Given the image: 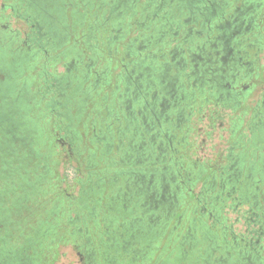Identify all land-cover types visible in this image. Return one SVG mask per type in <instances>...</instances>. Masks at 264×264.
I'll return each mask as SVG.
<instances>
[{"label": "flooded vegetation", "instance_id": "flooded-vegetation-1", "mask_svg": "<svg viewBox=\"0 0 264 264\" xmlns=\"http://www.w3.org/2000/svg\"><path fill=\"white\" fill-rule=\"evenodd\" d=\"M85 4L86 12L74 0H17L10 4L13 13L25 19L30 29L23 37L21 30L8 33L9 38L3 36L17 52L15 61L35 55L38 50L33 53L34 47L46 43L53 46V42H59L56 46H63L60 52L65 54L69 48L65 40L71 34L69 13H106L109 7V17L118 21V33L111 35L106 33V18L95 20L84 44L76 38L77 58L62 63L67 67L66 75H57L59 83L64 84L59 95L64 98L65 115L71 123L67 124L69 134H64L70 148L67 157H73L70 146H74L77 180L81 181L82 176V148L88 143L92 161L98 152L99 158L105 159L97 180L89 184V192L116 190L112 198L120 199L126 187L123 200L135 199L142 208L138 221L132 224L138 226L131 231L114 230L109 236H99L100 251L87 237L85 256L80 248L85 264H153L143 260L151 251L153 237L167 228L165 244L170 247L165 257L173 256L175 264L187 256L181 247L182 255L174 254L175 241L183 229L182 239L192 236L190 245L196 240L194 245L200 244L199 256H203L195 259L199 264H264V65L260 64L264 52V0H86ZM24 13H32L28 15L32 19ZM136 13H146L144 21H133ZM84 47L91 52L86 66L81 65ZM121 48L124 54L120 56ZM99 58L105 60L102 72L92 67ZM51 79L55 80V75ZM85 83L83 99L98 94L106 108L102 113V107H96L90 121L92 131L82 120L85 112L81 107L74 113L70 109L74 91ZM258 84L262 96L253 106L250 136L240 132L225 159L221 156L215 165H207L209 162L200 157L187 162L185 152L191 147L188 135L195 104L212 102L211 113L218 116L225 109L249 102ZM79 120L85 124L84 130L76 127ZM241 125L239 117L233 134ZM213 127L206 135H211ZM114 132L116 152L106 156L114 147ZM120 178L124 187L118 185L122 184ZM200 181L203 185L196 192ZM194 200L200 208L191 207ZM230 201L232 209L240 210L238 219L244 217L247 233L237 235L225 223L223 210ZM244 201H249L250 207L243 210ZM189 207L193 213L190 221L185 216ZM178 209L181 213L176 216ZM183 217L189 222H183L174 241L172 236ZM208 222L216 227V234L208 237V227L202 231L206 242H199L192 230H196L197 223L207 226ZM149 235L150 241L143 243ZM180 243L185 244L184 240ZM24 254L25 259L30 258L28 251Z\"/></svg>", "mask_w": 264, "mask_h": 264}, {"label": "rangeland", "instance_id": "rangeland-1", "mask_svg": "<svg viewBox=\"0 0 264 264\" xmlns=\"http://www.w3.org/2000/svg\"><path fill=\"white\" fill-rule=\"evenodd\" d=\"M17 0H0V40L6 34L7 32L13 33L17 30H21V37L24 36V32L26 30L30 29V25L25 19H21L16 13H13L12 6L10 4L16 3ZM76 4H78L80 7H82V11L86 12L87 6H86V0H74ZM85 8V9H84ZM109 7H106L105 12L106 13H94L93 10L89 13H69L67 16L68 23L71 25L70 32L71 34L68 36L66 45H69L68 50L65 54H62L60 52V49L63 46H56L60 43L57 42L55 45L53 42V46H51V51L49 52V57L46 58H39V60L36 61L34 64V71L33 74L36 73V76H34V81L31 83V91L36 88L38 92H42V87L45 86L46 81L48 83L51 81V75H46V73H51L52 71L56 72L55 67L57 68L58 74L55 75L54 83L56 82L59 87L62 88L64 84L59 83L58 76H64L66 75V65L62 64L64 62L68 63L69 61L76 59L78 55V47H74V43L76 42V38L80 37L82 44H84V41L88 40V32L90 29V26L94 24L95 20H98L99 22H102L103 18H106V26L108 34H115L118 33L117 30L119 29L118 21L117 19H114V16L111 18L109 17L110 10H108ZM19 15H22V13H18ZM27 16L29 14L32 15V13H24ZM81 14H84L85 17H80ZM146 13H136V16L133 17V21H144V16ZM30 19H32L31 16H28ZM136 24V23H135ZM134 24V27H136ZM105 26V27H106ZM264 27V26H263ZM121 29V28H120ZM45 30V28H44ZM122 31V29H121ZM130 32H133V30H130ZM130 36V33H127L126 36ZM65 45V46H66ZM80 47V46H79ZM85 48V47H84ZM120 56L123 55V48L120 49V53H118ZM91 52L85 48L82 54V63L81 65L86 66L87 63H89ZM50 57L54 58L53 64L58 60V62L54 65L51 64H45L50 61ZM56 58V59H55ZM104 63L105 60L103 58L97 59L95 63H91L94 70H97L98 72H102L104 70ZM260 64L264 65V52L261 54V61ZM263 67H261L262 70ZM25 69V73H26ZM51 71V72H50ZM58 75V76H57ZM30 76V73L25 76L20 84V93L19 96H21L22 90H26L28 84L30 83L27 77ZM24 82V83H22ZM23 85V86H22ZM83 91L81 90V93ZM262 96V89L260 88L259 84L256 87V89L253 90L251 98L249 102V106L247 103H244L242 106H239L238 108L234 109H225L224 111L219 112L218 116L213 115L211 113L213 108V103L208 102L206 104H203L202 106L198 103L194 106V114L192 115L191 119V126L192 130L190 134L188 135V141L189 144H191V147L186 148L185 154L187 155V162H192L193 160L197 158H201L204 161H208L209 163L207 165H215L220 161L221 156H223V159H225V156L227 154L228 148L231 146L232 142L235 141L238 137V134H245L247 137L250 136L249 133V123L251 121V117L253 116V106L257 104V102L260 101ZM35 97V96H34ZM80 98H82V94L79 95ZM46 98V97H45ZM49 101V99H48ZM101 97L100 95H96V97L93 100H86L85 103L82 105V107H85V115L82 120H86L87 127L90 131L93 129L91 126V118L94 117L95 109L96 107H104V102H100ZM107 104V103H106ZM46 108V105L44 103H41L39 108H37L38 111L43 112ZM249 108V109H247ZM76 110V105L74 106L72 112L74 113ZM102 112V109L100 110ZM57 115L58 117H53L52 123L57 124L59 123V130L56 131L53 129L52 133L54 135V139L50 142L49 145H46L43 150L44 152L39 155L40 158L37 160L36 164L34 166H31V168L34 167L35 172L32 173V175H29L28 179L33 187L32 191L29 192L27 195V200L30 204V211L26 212V218H22V222L17 224L14 230V236L17 238V231L19 228H22L24 225L29 228L27 235H33L36 236L39 235L41 232H48L51 229L52 225H55V227H58V225H61L63 231H67L69 233H72L74 231V227L82 230V226L78 225L79 221H69L68 218L72 219L75 218V215H78L77 209H81L82 206L87 205L90 203V192H89V184L92 185L94 181L97 180V173H99L100 167L102 164H104L102 159L99 158V152L97 155H95V162L92 161L89 157V151L88 147L90 146L88 143L85 144L82 148V154H81V161H82V176L81 181H78L77 178V170H76V161H77V152L74 146L71 155L73 156L70 160L67 157L69 155V144L68 139L65 138V141L62 140V137L66 136L64 134L69 132L70 126L67 124H70V121L68 117L65 115V111L62 109H58ZM103 113V112H102ZM241 119L242 125L240 128L237 129L236 134H233L234 123L238 121V119ZM82 120H79L76 122V127L80 128V130H84L85 124H83ZM51 123V124H52ZM209 123L211 125H209ZM54 124V125H55ZM214 125L213 129L211 128V135H206V133L209 131V127ZM48 127V125L46 124ZM199 127H202L199 131ZM97 130V129H96ZM85 132V131H84ZM86 136V135H85ZM68 138V137H67ZM64 141V142H63ZM258 158V155H256ZM94 158V157H93ZM67 159V162H65ZM105 160V159H104ZM79 161V160H78ZM223 163V162H222ZM30 168V169H31ZM101 173V172H100ZM102 175V174H100ZM99 175V176H100ZM63 177H66L67 180H63ZM37 177V181L35 182V178ZM198 185L195 186V191L198 192L202 185L203 181H200L197 183ZM11 191V198L10 200L20 198L22 194H24V190H22L21 187H16L13 189L10 188ZM29 197V198H28ZM194 200L192 202V206L195 207V209L200 208V206L197 204ZM233 203V201L229 202L228 206H225L223 210V215L225 218V223L230 225L234 232L237 235H240L242 233H247V227L246 221L244 217L242 216L240 220L239 217V211H235V209H232V206H230ZM35 209H33V208ZM242 209H246L250 207L249 201H244L241 203ZM194 209V208H193ZM26 210L21 209L22 212ZM56 210H59V213H55ZM68 210V212H67ZM188 210V211H187ZM186 210L185 216L188 218L190 215L193 216V213L191 212L190 207ZM16 211V210H14ZM207 212V209L205 210ZM60 214V215H59ZM68 214V216H67ZM21 215V214H20ZM78 219V218H77ZM189 221L185 218V223L187 224ZM25 223V224H24ZM254 227H258L256 224H252ZM94 229V228H93ZM62 231V232H63ZM249 236L252 237L250 232L248 233ZM247 234V236H248ZM73 235V238L71 237L69 243L66 244H59L58 248V256L55 260L50 259L49 264H85V252L83 250V247L86 243V235H84L82 232L78 233L77 235ZM90 237V236H89ZM228 239H230V236H228ZM52 240V239H50ZM21 240H18V243H20ZM17 242V240H16ZM75 243H82L83 246L76 247ZM167 246L170 247V245H166L165 241L164 244H159L155 251H152L151 254V263L153 264H175L174 257L170 256L169 258L165 257V253H168ZM80 248H82V255L80 253ZM85 248V247H84ZM150 253H148L149 255ZM167 259V261L165 260ZM43 262L35 263V264H43Z\"/></svg>", "mask_w": 264, "mask_h": 264}, {"label": "trees", "instance_id": "trees-1", "mask_svg": "<svg viewBox=\"0 0 264 264\" xmlns=\"http://www.w3.org/2000/svg\"><path fill=\"white\" fill-rule=\"evenodd\" d=\"M8 33L9 32L4 34L6 38H9ZM9 44L10 43L8 41L6 42V39L2 37V39L0 40V264H35L39 262L41 263L43 261V264H49L51 258L52 260H55L58 256V245H67L71 237L73 238V231L72 233H69L66 230L63 231L62 227H60L61 225H58V227L52 225L51 229L48 232H41L37 236L35 234L30 236L27 235L29 234V228L24 225L22 228L18 229L16 233L17 238L13 234L17 224L21 223V219L26 218V212L30 211V204L27 200L26 195H28L29 192L32 191L33 187L31 186L28 177L29 175H32V173H34L36 170L34 169V167L31 168V166H34V164H36L37 160L40 158L39 155L44 152L43 148L46 145H49L50 142L54 139V135L52 133L53 129H55L56 131L59 130V127L56 126V124L54 125L52 123V121L54 120L52 116L55 114L54 116L58 117L57 115L59 114L57 113V110L62 109L63 111H65L67 108L65 107L66 104L65 106L63 105L64 98H61V96L59 95L61 87L57 85V81L55 83L52 79L49 83L48 81H46L45 86L42 87V92H38L36 88L31 91V83L34 81V76H36V73L33 74V71L35 70L34 64L41 57H49V52L52 49V45L46 43L42 47L36 46L33 48V53H35V51L37 52L38 50L35 55L31 54V56L29 57H22L21 60L18 59L13 61V58H18V56L16 55L17 52L15 50H11L12 46H10L11 44ZM49 59L50 61L48 63L46 62L45 64L53 65L54 58L50 57ZM20 64H22V66H20ZM25 69H27L26 73ZM6 73H9L10 77L6 78ZM28 73H30V76H28L27 79L30 83L28 84L27 89L22 90L21 96H19V86L22 79L27 76ZM49 74H52L51 76H54L56 72L52 71L51 73H46V75L48 76ZM86 84L88 83L81 85L77 92L74 91L73 101L71 103L72 107L70 109H73L76 105V109L81 107V112H85V107L83 108L82 105L86 101L83 99L84 95L86 94V92L83 91ZM81 90L83 91L82 93ZM81 94L82 98L79 97V95ZM95 97H90L89 100H93ZM100 102H104V99L101 98ZM41 103H44V105H46V108L43 112L37 110ZM102 111L103 113L106 112L105 106L102 108ZM46 124L48 125V127L46 126ZM31 128H34V130L31 131ZM29 130L31 131L30 133ZM113 135L114 147L111 153L107 154L106 156L115 155L117 135L115 132ZM33 136H35V138L33 141H31V138ZM65 137L66 139H68L67 135ZM106 178L108 179V177ZM66 180L67 178L65 177V181ZM120 180L122 181V184L119 183L118 185L124 187L123 178H120ZM36 181L37 177L35 178V182ZM11 187L13 189H15L16 187H21L22 190H24V194H22L20 198L10 200V193L12 191L10 189ZM114 191L116 194L117 191ZM125 192L126 187H124L121 191L120 199L116 198L111 199L110 201V197L108 198L107 196L103 201H110V204L114 207V209H119L120 211L124 212L125 201L123 200V194ZM129 197L130 195L127 196L128 199ZM130 202L133 207H136V209H138L137 215L140 216L142 210L140 205L136 203L135 199L131 200ZM84 206H82L81 208L82 211H86V207L84 208ZM106 207H109V205L107 204ZM25 208L26 210L22 212ZM129 210H131V207L128 209V211ZM55 213H59V210H56ZM180 213L181 209H178L176 212V216H179ZM189 213H192V211ZM191 216L192 215L189 216V221L191 219ZM175 217H173L172 219L174 220ZM185 218L186 217L182 218V223L179 224L178 228L172 236V239L174 241L176 237L175 234L182 228L183 222H185ZM207 218L208 215H206L205 220H207ZM68 219L70 222L73 220L76 222L78 221V219L76 218ZM173 220H171L170 225H172ZM144 221L148 222L147 216H144ZM208 224L207 226H202L201 224L197 223L195 226L196 230H192V232H194V234L197 236V239H199V242H206L202 231H204V229H207L208 227L211 228L210 232H208V237H211L212 234H216V227L211 225L210 222H208ZM219 227L220 225H218V228ZM73 229H75L74 235L80 233L78 228L74 227ZM168 233L169 229L167 228L166 231L159 233L155 238L153 237L152 248L149 252L150 254L143 260L144 262H150L151 259H149V256H151L152 251H155V247H157L159 244H164ZM182 233H184V229ZM182 233L177 237V240L175 241L177 247H174V254L178 253V255L180 256L182 255V249H186L187 256L184 257L185 259L181 260L180 262L177 261V263L189 264L191 260L193 262L192 264H199L195 262V259H200L201 256H203H199L198 248L200 244L198 243L195 246L194 244L197 242L196 240L190 245L192 236H188L187 238L182 239ZM99 236L100 235L96 234L95 237H93V243L96 249L100 251ZM151 238L152 236L149 235L147 240L143 241V243L149 242ZM18 240H21L20 243H18ZM181 240H184V245L180 243ZM75 245L76 247H81V243H75ZM180 247L182 248L181 250ZM25 249H27L30 258H24V253H27ZM23 259H25V261Z\"/></svg>", "mask_w": 264, "mask_h": 264}, {"label": "crops", "instance_id": "crops-1", "mask_svg": "<svg viewBox=\"0 0 264 264\" xmlns=\"http://www.w3.org/2000/svg\"><path fill=\"white\" fill-rule=\"evenodd\" d=\"M114 194L115 191L110 190L98 191L96 193L91 192V202L88 203L89 206H84V208L86 207V211L77 209L76 212H78V215H75V218H78V225L82 226L83 231L80 232L86 235V237L90 236L93 239L96 234L106 237L111 235L109 233L113 234L114 230L123 232V230L131 231V228H134L132 224L138 221V209L133 207L130 201L124 203V212L119 209H114L110 204ZM107 196L108 198L110 197V201H103ZM107 204L109 207H106ZM130 207L131 210L128 211ZM92 224L94 226H92ZM81 245L83 246L82 243Z\"/></svg>", "mask_w": 264, "mask_h": 264}]
</instances>
